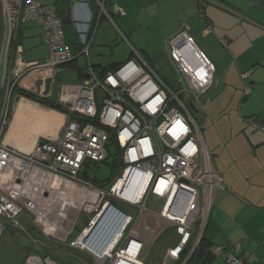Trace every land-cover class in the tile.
Segmentation results:
<instances>
[{"label": "built area", "instance_id": "built-area-1", "mask_svg": "<svg viewBox=\"0 0 264 264\" xmlns=\"http://www.w3.org/2000/svg\"><path fill=\"white\" fill-rule=\"evenodd\" d=\"M212 1L198 0L202 18H205L204 8ZM97 2L99 11L94 27L78 25L80 49L75 53L67 42L64 23L57 11L42 0H3L13 31L18 29L21 22L28 21H34L44 29L43 39L48 45L49 56L44 63L34 67L42 70V97L51 93L52 88L57 86L58 75L67 70L69 63L78 61L80 55L85 56L87 65L80 66L85 71L84 78L79 79L77 75L74 81L60 85L58 100L66 107L62 112L67 117L60 137L38 141L30 151L10 146L2 140L9 123L8 109L4 113L2 111L0 239L6 221L26 230L20 222L26 211L44 232L49 233L45 230L49 223L46 215H43L44 208L35 199L38 197L36 191L40 180L53 175L54 179L70 185L71 194L67 198L80 196L83 210L94 215L90 225L109 204L114 205L120 213H113L107 219L108 223H112L118 216L120 220H117L124 226L107 252L99 254L93 248L81 246L79 238L71 242L72 246L89 253L96 264H145L141 259L143 242L136 224L143 215L152 212L147 204L150 195L163 201L159 215L173 222L180 235L177 244L170 249L174 261L186 264L204 236L219 191L226 187L224 175L215 168L189 105V101L194 103L200 100L214 86L217 67L198 47L187 24L183 23L179 31L164 40L172 73L181 85L179 90H175L136 49L132 51L134 56L118 68L99 70L91 63L90 50L101 19L104 16L112 19V14L106 9L105 0ZM113 11L117 15L126 14V10L119 5H114ZM211 31L212 26L207 24L204 32L207 34ZM223 42L226 40L223 39ZM12 81L15 80H8L7 98L13 94L15 82L11 84ZM98 90L104 97L101 107ZM251 91V86L245 87V95ZM184 94L188 95V102L183 98ZM94 118L98 124L82 120ZM242 119L264 131V122L258 118ZM108 129L114 131L122 148L125 166L109 188L97 190L90 176V166L92 162L103 163L108 158ZM86 168L88 178L82 175ZM134 173L141 175L145 183L144 192L137 201H126L115 193V186L121 179L126 180L129 174L126 187ZM33 184H36L35 189ZM114 197L135 206L136 214L116 206ZM30 237L34 243L40 242ZM223 248L219 245L215 250ZM226 260L229 264H250L239 243L229 251ZM24 263L62 264L50 255L34 252L26 256ZM254 264L262 263L255 259Z\"/></svg>", "mask_w": 264, "mask_h": 264}, {"label": "crops", "instance_id": "crops-1", "mask_svg": "<svg viewBox=\"0 0 264 264\" xmlns=\"http://www.w3.org/2000/svg\"><path fill=\"white\" fill-rule=\"evenodd\" d=\"M62 2L66 8L59 7L58 0H55V9L44 3L59 14L62 10L69 11L71 21H63L64 27L68 23L74 24L78 34V25H94L99 11L97 0H91L94 11H91L87 0ZM107 2L105 0V5ZM204 14L205 18H202L199 10L197 12V5L190 8L183 20L176 22L168 30L165 38L179 31L183 23L187 24L198 47L213 61L217 72L222 73L219 87L230 86L235 89L232 99L235 104L233 116L242 128L234 130L231 142L222 136L220 140L211 141L209 145L205 143L215 168L224 175L226 187L218 193L204 233V249L196 260L199 264L203 254L210 253L212 260L207 264H229L226 257L233 246L239 243L250 264H254L255 259L264 264V131L254 128L242 119L256 117L264 122V0H213L204 8ZM32 22L28 23V30L42 29L41 41L49 51L43 39V27ZM21 23L17 29L20 32ZM207 24L212 26V31L206 34L204 31ZM11 36L13 37V33ZM18 37L16 32L9 55L11 58L8 60L15 76V85L41 97L42 70L34 67L44 63L49 53L43 60L28 59ZM223 39L226 40L225 43ZM71 46L75 53L80 49L79 44L72 43ZM95 65L101 70L104 69L98 64ZM67 69L74 71L75 78L77 77L74 68L69 66ZM246 86L252 88L248 95L244 92ZM60 92L61 90L54 96L52 88L46 99L59 103ZM14 106L15 110L2 137L4 143L30 151L38 141H49L61 136L67 121L62 111L23 95ZM193 108L197 110L195 104ZM60 216L67 217L65 214ZM26 222L29 224L27 219ZM45 230L50 233L53 229L47 230L45 227ZM138 232L143 242L141 259L145 264L177 262L170 253V249L180 238L173 222L161 217L159 212L146 213ZM164 237L166 238L163 239ZM219 245L224 248L216 251L215 248ZM145 250H150L149 254L154 256V260H148ZM73 253L76 257L73 260L77 259V264H95L93 257L86 251L73 248ZM73 260L71 264L76 263Z\"/></svg>", "mask_w": 264, "mask_h": 264}, {"label": "rangeland", "instance_id": "rangeland-1", "mask_svg": "<svg viewBox=\"0 0 264 264\" xmlns=\"http://www.w3.org/2000/svg\"><path fill=\"white\" fill-rule=\"evenodd\" d=\"M42 1L55 9V0ZM58 1L59 7L64 8L66 6L62 0ZM87 3L91 11H94L91 0H87ZM116 4L126 10L125 15L114 14L113 9ZM196 5L198 12L197 0H108L105 6L108 12L112 14V19L104 16L98 25L90 50L91 63L114 70L132 58L134 56L132 51L136 49L175 90H179L181 85L172 73L164 40L168 30L176 22L182 21L188 10ZM0 10L2 13L0 19V116L2 111L3 113L7 112L8 109V117L10 118L15 110V94L7 98L6 90L8 80H15V76L11 72L10 62L6 63V61H8L11 54L14 34L17 32L19 35L18 41L25 48L28 59L43 60L48 56L49 51L47 46L42 44L41 41L40 34L42 33V29L28 30V26H30L28 23H33L32 21H28L21 23V32L18 30L15 32L10 27L3 0H1ZM64 30L69 45L80 43V37L76 32L74 24H66ZM12 33L13 37L11 36ZM23 35L24 37L22 38L21 36ZM29 35L32 36L29 37ZM77 62L82 67L87 65L84 55H80ZM75 79V73L72 70L67 69L65 72L59 74L57 86L53 87L54 96L61 90L60 85L62 83L74 81ZM13 82L15 81H12L11 84ZM234 92L235 89L230 86L226 88L221 86L218 89L212 87L210 92L204 94L200 100L194 102L197 110L190 106L207 145L211 141L220 140L219 138L222 136L227 137L229 142H231L234 130L242 128V125L238 124L233 116L235 104L232 99ZM97 95L98 103L101 107L104 97L99 90L97 91ZM183 98L187 102L189 101L187 94H184ZM110 162V160L108 163L92 162L90 176L97 178V180H102L110 175L112 171L109 165ZM100 184L98 183L99 186ZM98 185H96L97 190L101 188ZM109 186L110 184L106 185V189ZM37 187H39L38 191H36L38 197L35 199V202L42 209L44 208L43 212L45 213L43 215H46L45 219L49 223L45 226L46 229L53 230L50 233L44 232L27 211L20 219L26 230L14 226L11 221H6V227L0 239V264H25L26 256L33 252L50 255L56 260L58 256L62 260L72 261L76 258L73 256V248L85 251L78 246L70 245L71 241L80 238L85 228L90 226L91 219L94 217V215L87 214L83 210L80 196L73 199L71 197L67 198L71 194L70 185L59 179H54L53 175H49L47 178L45 176L40 180V184ZM35 188L36 184H33V189ZM78 192L81 194L80 191ZM73 195H76V193L73 192ZM113 200L115 201V205L125 212L136 214L135 206L128 204L120 198L114 197ZM147 204L150 210H152L149 214H156L160 211L163 201L154 195H150L147 197ZM60 214H66L67 217H62ZM25 216L29 224L26 222ZM142 218L143 216L136 224L139 231L141 229ZM30 236L40 242L38 244L34 243ZM149 251L145 250L144 254L146 253L148 260L152 261V259L154 260V256L152 257ZM84 257H87V255L84 254ZM76 261L78 260L76 259ZM76 261L73 260V262ZM94 263L96 264L95 261Z\"/></svg>", "mask_w": 264, "mask_h": 264}, {"label": "trees", "instance_id": "trees-1", "mask_svg": "<svg viewBox=\"0 0 264 264\" xmlns=\"http://www.w3.org/2000/svg\"><path fill=\"white\" fill-rule=\"evenodd\" d=\"M60 15L62 17V20L65 23L71 21L70 20V18H71L70 17V13H69L68 10L67 11L66 10H62L60 12ZM8 60H10V59L8 58ZM7 62L8 61H6V63ZM69 66L76 70L79 79H82V78H84L86 76L84 69L81 68L80 66H78L76 60L74 62H72V63H69L68 67ZM95 67L99 69L98 66L95 65ZM99 70H101V69H99ZM102 70L103 71H108V70H111V69L104 68ZM13 94H15V95L21 94V95L26 96V97H28L30 99H36L38 97V95L36 93L31 92L29 90H26V89H24L22 87H19L17 85H15L14 88H13ZM53 108H55V109H57L59 111L66 110V107H64L63 105L59 104L58 102H54ZM74 117L79 119V117L76 114H74ZM82 120L83 121L87 120V121H91V122H94V123L98 124V120L96 118H94V119H82ZM108 131H109V141L107 143L108 158L103 163H108V161L110 160L111 162L109 163V165H110L112 171H111L110 175L106 176L102 180H97V178L92 177V181L94 182L95 185H98V183H101L100 186L98 185L101 188H106L105 186L108 185V184L112 185V183L120 176V172L125 166L124 161H123V151H122V148L120 147V145H119V143H118V141L116 139V135H115V133H114V131L112 129H108ZM204 245H205V237L203 236L198 248L192 254L190 259L186 262V264H197V260L196 259L198 258L199 254L202 253V250L204 249ZM201 259H202V261L199 264H207V263H209L212 260V256H210V253L203 254ZM57 260H60L62 264L63 263L71 264V262H72V261H69V260L68 261L62 260V258L60 259V258H58V256H57ZM182 260L183 259H181V261ZM175 264H180V261L176 262Z\"/></svg>", "mask_w": 264, "mask_h": 264}, {"label": "bare ground", "instance_id": "bare-ground-1", "mask_svg": "<svg viewBox=\"0 0 264 264\" xmlns=\"http://www.w3.org/2000/svg\"><path fill=\"white\" fill-rule=\"evenodd\" d=\"M129 174L126 175V177H127L126 180L129 178V176H130ZM126 180L121 179L119 182H117V185L115 186V193L126 201H137L138 199L141 198V196L144 192V188H145V183H143V181L141 180V175L138 173L132 174L131 182L129 184H127L125 187ZM124 187H125V189H124ZM173 211H178V210L173 209ZM113 213H119V211L115 208L114 205L109 204V205L105 206L102 213L96 217V219L94 220L92 225L88 226L84 230L82 236L79 238L78 243L81 246L93 248V250H95V252H97L99 254L107 252L111 247H113V245L117 241V239H118V237H119V235H120V233L124 227L123 223L121 225V221L119 222L117 220V219H119L118 216H117L115 221H113L112 223H108L107 219H109L110 215H112ZM42 223H43V221H42ZM98 223H100V226L97 229V231L94 233L95 227H96V225H98ZM117 223L118 224L120 223V226L117 225ZM92 235H93V237H95V241L97 238H100V239L103 238L104 239L107 236H111V237H110L109 241L107 242V244L105 245V247L102 249V251L99 252L96 249L97 245H93L94 243H91L92 239H90V238Z\"/></svg>", "mask_w": 264, "mask_h": 264}, {"label": "water", "instance_id": "water-1", "mask_svg": "<svg viewBox=\"0 0 264 264\" xmlns=\"http://www.w3.org/2000/svg\"><path fill=\"white\" fill-rule=\"evenodd\" d=\"M0 6H1V0H0ZM2 17V13H1V10H0V19ZM0 35H1V29H0ZM221 80H222V73L220 72H217L216 75H215V79H214V89H217L221 83ZM47 89L49 90L50 89V80L47 81ZM21 94H17L15 96V105H17V103L20 101L21 99ZM36 100L39 102V103H42V104H49L51 106H54V103L49 101V99H46L44 97H37ZM189 105L194 107V103L192 101H189ZM89 164V163H87ZM82 175L84 178H88L89 174H88V169H84L83 172H82ZM131 182V181H130ZM120 222V221H119ZM117 225L120 226V223ZM100 226V223H98V225H96L95 227V230H94V233L97 231V229L99 228ZM106 237V236H105ZM111 236H107L106 238H102L100 240L96 239L95 241V237H93V235L91 236L90 239H92V242L91 243H94L93 245H97L96 246V249L100 252L102 251V249L105 247V245L107 244V242L109 241ZM88 242V241H87ZM103 243V244H102ZM95 247V246H94Z\"/></svg>", "mask_w": 264, "mask_h": 264}, {"label": "flooded vegetation", "instance_id": "flooded-vegetation-1", "mask_svg": "<svg viewBox=\"0 0 264 264\" xmlns=\"http://www.w3.org/2000/svg\"><path fill=\"white\" fill-rule=\"evenodd\" d=\"M44 98H46V96Z\"/></svg>", "mask_w": 264, "mask_h": 264}]
</instances>
